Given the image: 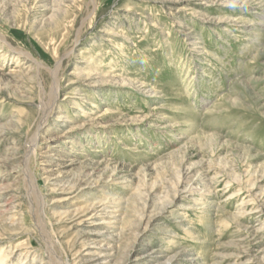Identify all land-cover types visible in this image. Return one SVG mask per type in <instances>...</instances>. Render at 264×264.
Returning <instances> with one entry per match:
<instances>
[{"label": "rangeland", "instance_id": "1", "mask_svg": "<svg viewBox=\"0 0 264 264\" xmlns=\"http://www.w3.org/2000/svg\"><path fill=\"white\" fill-rule=\"evenodd\" d=\"M0 36V264H264V0H0Z\"/></svg>", "mask_w": 264, "mask_h": 264}, {"label": "bare ground", "instance_id": "2", "mask_svg": "<svg viewBox=\"0 0 264 264\" xmlns=\"http://www.w3.org/2000/svg\"><path fill=\"white\" fill-rule=\"evenodd\" d=\"M58 3V2H57ZM55 6V5H54ZM53 6V7H54ZM57 13V12H56ZM0 42H2V43H6V41L0 36ZM12 51H13V53H16V55L17 56H20V55H23V56H25L24 54H22V52H20V51H18L17 49H13L12 48ZM27 56V55H26ZM25 56V57H26ZM29 61H30V65H24V67H25V71H27V72H31L32 71V67H33V65H36L37 63H36V60L33 58V57H31V56H27L26 57ZM38 66H41V65H38ZM16 67V66H15ZM57 70H58V68H57ZM57 70L56 71H54L53 72V75H54V78H55V86H54V90H53V95H54V99H57L58 98V92H59V86L57 85L58 84V80H57V78H56V72H57ZM55 103L56 102H54L53 103V105H52V107L51 108H45V111H44V114H45V119L43 120V123L41 124V126H40V128H42L43 127V125L47 122V116L52 112V110L54 109V107H55ZM49 110H50V112H49ZM38 138H39V136L38 135H36L35 136V138H34V140H33V144L34 145H36L37 144V141H38ZM221 174V173H220ZM189 175V174H188ZM223 176H224V174H223ZM189 176H187V178H188ZM189 179V178H188ZM215 179V178H214ZM229 184V183H228ZM231 185V184H230ZM183 186V185H182ZM196 186V185H195ZM227 186V185H226ZM232 186V185H231ZM184 187V186H183ZM228 187V186H227ZM230 188V187H229ZM187 189V188H186ZM193 189V188H192ZM200 190V189H199ZM203 191V190H202ZM239 192V191H238ZM242 194V193H241ZM239 194H236V195H233V197H236V196H238ZM240 196V195H239ZM231 198V197H230ZM229 198V199H230ZM251 200L249 201V203H252V204H255V205H257L256 207H252L249 211L253 214V213H259L260 215H262L263 217H264V205L262 204V202H261V200H258L257 199V197H252L251 196ZM40 202V201H39ZM250 206V205H249ZM253 206V205H252ZM43 205L42 204H39V208H41V210H43ZM249 212V213H250ZM95 215H98V212L96 211L95 212ZM42 216H43V212H42ZM48 240H49V242H48V247H52L53 248V243L51 242V240H50V236H48ZM95 240V239H94ZM51 243V244H50ZM101 244V243H100ZM111 244V243H110ZM94 245H96V243L94 244ZM102 245V244H101ZM108 245V244H107ZM106 245V246H107ZM92 246V245H91ZM98 247H99V244H98ZM103 247V246H102ZM102 247H100V249L102 248ZM95 248V250H98L96 247H94ZM256 248V247H255ZM260 248V245H257V250ZM91 249V248H90ZM95 250H93L94 251V253H98V254H102L101 252H99V251H95ZM48 252H49V254H48V260H47V262L45 263V264H54V262H56L57 264H61L60 263V258L59 257H57L56 255H55V250H52L51 248L48 250ZM89 252H90V250H89ZM94 255V254H93ZM103 255V254H102Z\"/></svg>", "mask_w": 264, "mask_h": 264}]
</instances>
